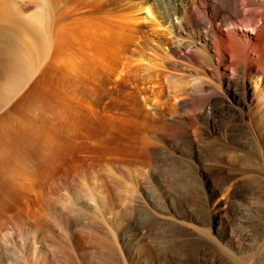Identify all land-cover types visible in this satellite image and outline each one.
<instances>
[{"label":"rangeland","instance_id":"obj_1","mask_svg":"<svg viewBox=\"0 0 264 264\" xmlns=\"http://www.w3.org/2000/svg\"><path fill=\"white\" fill-rule=\"evenodd\" d=\"M2 1L0 11L22 17L16 20L23 24L37 8L32 0ZM61 1L65 6L93 8L92 0ZM145 26L144 31L149 30ZM69 34L61 33L75 47L67 49L71 58L66 57V63L79 55L78 40L74 43ZM125 54L126 65L131 52ZM66 63L53 66L34 87L24 104L28 107L14 115L21 114L14 117L12 142L19 154L0 163V264H264V131L254 133L239 120L223 118L221 104L212 107V117L200 114L194 132L186 126L166 127L177 120L178 112L167 108L153 120L149 114L156 110L145 104L144 97L114 85L108 86L104 105L98 107L83 88L90 82L101 85L102 79L88 74L79 89L66 75ZM184 64L172 70L181 74L176 81L187 82L197 73L194 65ZM65 103L81 114L82 123L72 137L86 146L81 144L65 156L67 161L61 156L55 164L56 158H48L40 140L27 136L24 112L32 105H40L45 113L58 112ZM187 112L199 113L183 110ZM57 137L61 139L59 133ZM58 168L55 177L51 175ZM107 238L110 243L103 241Z\"/></svg>","mask_w":264,"mask_h":264},{"label":"bare ground","instance_id":"obj_2","mask_svg":"<svg viewBox=\"0 0 264 264\" xmlns=\"http://www.w3.org/2000/svg\"><path fill=\"white\" fill-rule=\"evenodd\" d=\"M32 1L37 8L27 15L28 20L25 24L17 21L22 17L17 19L14 18L16 14L0 11V163L6 160L4 158L11 159L15 157L14 153L16 154L12 144L15 112L20 113L17 110L23 106L24 109L28 107L24 104L32 98L34 87L49 74L53 66L67 62V49L75 48L68 43L70 40L63 38L66 37L65 34L62 37L61 33L66 32L67 34L71 32L69 35L70 38H74V43L79 41L78 45L76 43V48H79L76 52L81 56L78 58L79 55L76 53L70 63H66L65 71L68 72L66 75L70 76L71 82L77 88L82 86V79L88 74L90 77L91 75L95 78L100 77L101 85L92 86L90 82L83 88L86 89L84 93L92 94V100L98 107L104 105L103 96L108 95L104 94L108 92V86L114 85L124 87L132 95L144 97L145 104L150 103L149 105L156 110L154 114H149L153 120H159L167 108L168 111L178 112L177 120H174V123H166V127L181 129L182 126H186L193 131V128L200 124V114L203 111L212 117L214 114L212 107L221 104L223 118L239 120L242 126L254 133L264 131V0H117L111 4L104 0H92L93 8L65 6L66 1L63 4L61 0ZM102 2L105 5L100 7ZM84 4L90 6L91 3ZM145 25L150 27L149 30L144 31ZM24 34L30 36L29 41L26 40L27 37L24 38ZM140 37L144 40L143 45ZM128 52H131V55L129 54L131 57L128 59L129 62L126 60L125 65L123 61L126 58H123V54ZM184 63L194 65L197 73H194L195 77L187 82L183 79L176 81L175 78L181 74L174 73L177 71L175 66L180 68ZM60 66L64 67L63 64ZM173 68L176 71L172 72ZM250 81H254L255 85L250 86ZM68 104L65 103L64 109L61 111L59 109L58 112L45 113L40 105H29L24 112L27 115V124L26 126L22 124L26 127L27 136L30 134L33 140L35 138L40 140L42 148L50 155L48 158L50 159L52 155L56 158L54 161L61 156L66 160L67 154L85 144L76 143L72 137V133L82 122L80 112ZM185 109L197 110L199 113L186 114L183 113ZM37 110L39 112L35 115ZM20 116L16 115L17 118ZM22 124L21 128L24 127ZM57 133L61 139L56 138ZM78 133L76 131V134ZM112 151L111 153H114ZM130 161L133 162L134 159ZM58 171L59 168L51 175L54 176ZM55 198L57 199V194ZM224 213L226 214V210ZM106 240L108 238L103 241Z\"/></svg>","mask_w":264,"mask_h":264}]
</instances>
